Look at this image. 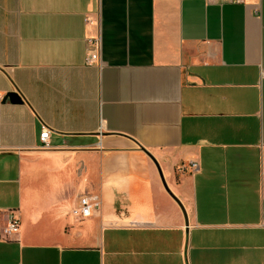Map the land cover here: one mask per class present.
<instances>
[{
    "label": "crops",
    "instance_id": "obj_1",
    "mask_svg": "<svg viewBox=\"0 0 264 264\" xmlns=\"http://www.w3.org/2000/svg\"><path fill=\"white\" fill-rule=\"evenodd\" d=\"M0 264H264V0H0Z\"/></svg>",
    "mask_w": 264,
    "mask_h": 264
},
{
    "label": "built area",
    "instance_id": "obj_2",
    "mask_svg": "<svg viewBox=\"0 0 264 264\" xmlns=\"http://www.w3.org/2000/svg\"><path fill=\"white\" fill-rule=\"evenodd\" d=\"M205 2H230V3H245L246 0H203ZM88 45L90 46V49H88V52L85 57V62L87 64L93 63V61L97 60V52L99 48V42L98 39H89ZM49 130L47 128H43L39 135V141L41 149H49V145L47 142ZM188 168L191 172H195L198 170V164L194 161L188 162ZM178 171H184L185 166L181 165L177 167ZM101 207V200L99 196H90V195H84L79 198L78 205L75 206L71 210V214L74 217L77 218H87L89 217L94 211H98ZM19 228V222L17 218L13 216H9L7 223L5 226L1 229L2 236L4 238H8L13 234H16Z\"/></svg>",
    "mask_w": 264,
    "mask_h": 264
},
{
    "label": "water",
    "instance_id": "obj_3",
    "mask_svg": "<svg viewBox=\"0 0 264 264\" xmlns=\"http://www.w3.org/2000/svg\"><path fill=\"white\" fill-rule=\"evenodd\" d=\"M7 98H9L10 100H13V101H20V98L18 96V94L16 93H12V94H9L6 96ZM5 97V98H6ZM143 152L152 160V162L154 163L156 169H157V172H158V175H159V178L161 180V183L164 187V189L166 190V192L175 200V202L178 204V206L180 207L181 211H182V214H183V217H184V222H185V225L187 226V217H186V213L183 209V206L181 205V203L179 202V200L172 194V192L169 190V188L167 187L166 183H165V180L163 178V174L161 172V168L158 164V162L155 160V158L149 153L147 152L146 150L142 149Z\"/></svg>",
    "mask_w": 264,
    "mask_h": 264
}]
</instances>
